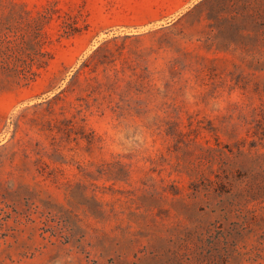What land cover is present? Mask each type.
Returning a JSON list of instances; mask_svg holds the SVG:
<instances>
[{"label": "rangeland", "instance_id": "rangeland-1", "mask_svg": "<svg viewBox=\"0 0 264 264\" xmlns=\"http://www.w3.org/2000/svg\"><path fill=\"white\" fill-rule=\"evenodd\" d=\"M0 264H264V0H0Z\"/></svg>", "mask_w": 264, "mask_h": 264}, {"label": "trees", "instance_id": "trees-1", "mask_svg": "<svg viewBox=\"0 0 264 264\" xmlns=\"http://www.w3.org/2000/svg\"><path fill=\"white\" fill-rule=\"evenodd\" d=\"M245 21H246V19H245Z\"/></svg>", "mask_w": 264, "mask_h": 264}]
</instances>
